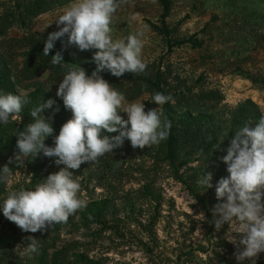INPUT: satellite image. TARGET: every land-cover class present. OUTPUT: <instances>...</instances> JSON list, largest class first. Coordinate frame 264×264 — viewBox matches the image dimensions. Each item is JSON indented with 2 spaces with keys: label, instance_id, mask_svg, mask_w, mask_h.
Masks as SVG:
<instances>
[{
  "label": "rangeland",
  "instance_id": "rangeland-1",
  "mask_svg": "<svg viewBox=\"0 0 264 264\" xmlns=\"http://www.w3.org/2000/svg\"><path fill=\"white\" fill-rule=\"evenodd\" d=\"M10 1L0 0V12L11 6ZM169 1V15L164 19L168 37L151 27H161L163 9L158 0H119L111 23L112 38L142 32V59L146 64L161 61L162 68L169 67L171 78L179 77L194 90L218 91L224 108L234 110L249 102L264 117V0ZM73 2L48 9L31 22L29 31L39 36L58 31L54 21ZM23 32L14 28L6 34L19 38ZM188 39L201 42V47L182 45L168 52V44ZM47 76L44 72L38 80ZM25 93L19 90V94ZM129 151L126 163H121L116 173L109 171L106 155L70 170L81 185L78 195L87 204L104 202L100 218L83 209L73 215L71 226L30 233L0 213V256L10 244L3 264H37L42 251L48 257L56 250H65L69 264H236L237 248L225 237L228 226L217 231L213 223L212 208L220 202L215 197V185L226 176L190 162L180 169L182 183L169 167L154 168L147 157H136L132 147ZM13 160L15 157L4 163L9 171L1 179L3 199L10 191L27 186L34 189L38 184L31 185L27 159L22 166ZM61 167L48 163L41 182ZM207 173L212 174L213 187L204 191L199 181ZM145 185L150 187V196L142 190ZM14 227L17 229L13 232ZM29 236L38 240L44 236V242L39 241L38 254L26 256L22 249ZM256 264H264V253L258 254Z\"/></svg>",
  "mask_w": 264,
  "mask_h": 264
},
{
  "label": "clouds",
  "instance_id": "clouds-1",
  "mask_svg": "<svg viewBox=\"0 0 264 264\" xmlns=\"http://www.w3.org/2000/svg\"><path fill=\"white\" fill-rule=\"evenodd\" d=\"M118 6V0H74L54 21L59 30L50 33L44 42L45 56L57 40L64 49L69 46L80 51L94 49L95 69L89 75L78 66L60 80L56 96L62 99L72 117L60 127L54 146L44 143L54 129L51 117L42 114L53 108V99L35 106L30 112L32 122L17 135L15 159L21 166L23 160L38 154L55 157L54 162L64 166L34 189L10 191L0 201V213L24 232H44L50 226L66 223L70 216L87 206L78 195L81 185L70 170H77L87 162H97L121 147L125 140L134 150L143 149L158 146L170 134L171 121H162V111L154 108L146 112L143 101L126 103L123 93L101 76L104 71L115 77L139 74L147 67L142 59V32L122 39L112 38L111 23ZM51 63L65 64L62 51L51 56ZM151 99L157 106L172 101L170 95L163 93H155ZM27 103L26 95L0 90V124H7L10 117L18 116ZM120 113H125L127 119ZM105 132H118V135L109 136ZM222 143L223 140L214 150L226 153L219 159L226 165L228 175L215 185V197L220 202L212 208L213 223L217 231L225 224L228 226L225 237L237 248L236 264H244L246 260L248 264H256L258 254L264 253V117L258 123H246L239 128L226 148H221ZM8 171L7 166L0 168V179ZM211 181V173L202 175L199 183L204 191L213 187ZM38 251V239L29 236L22 254L30 256Z\"/></svg>",
  "mask_w": 264,
  "mask_h": 264
},
{
  "label": "trees",
  "instance_id": "trees-1",
  "mask_svg": "<svg viewBox=\"0 0 264 264\" xmlns=\"http://www.w3.org/2000/svg\"><path fill=\"white\" fill-rule=\"evenodd\" d=\"M73 1L11 0V6L4 7L0 12V90L20 96L26 95L29 100V103L23 106L18 116L10 117L7 124H0V168L4 167L5 161L16 156L18 152L16 148L17 135L32 122L31 110L40 102L43 103L48 99L55 100V104L52 109H47L42 114L46 118L51 117L50 122L54 132L45 139L44 143L50 147L54 146V137L58 135L60 127L72 117L71 111L64 108L62 99L56 96L60 80L70 69L78 66L85 69L86 74L89 75L95 69V64L92 62L94 49L80 51L75 46L64 49L61 41L57 40L54 48L48 56H45L43 47L49 34L39 36L29 31V26L36 17L52 7L58 8ZM158 3L163 9L161 27L158 28L154 25L151 27L159 34L168 37L169 30L164 19L169 15L170 1L158 0ZM14 28L24 31L23 34L19 38L7 37L6 33ZM63 39L66 40V37ZM182 45H190L192 49H196L200 48L202 43L197 40L192 41V39L170 43L168 44V52L173 47ZM57 51H62L65 64L53 65L51 63V56ZM19 58L22 59L21 62L18 61ZM146 65V70L139 74L125 73L121 77H115L107 71L101 73V76L114 89L123 93L125 101L144 98L142 103L146 112L157 108L158 112L162 111L163 113L162 121H171L172 126L166 141H162L158 146L135 149V156L147 157L152 161L154 168L160 165L169 167L173 176L182 183L185 182L182 179L183 174H180V169L190 162L204 164L216 175L227 176L226 165L219 159L226 153L214 150V146L223 140L221 148H226L239 128L246 123H258L263 117L258 108L247 102L234 110H228L221 106L222 97L218 91L201 88L194 90V86H187L186 82L179 77L171 78L169 67L162 68L161 61L158 64ZM44 72L48 73L47 78L38 80ZM19 90L26 93L24 95L19 94ZM155 93L170 95L172 101L163 106H157L152 103L151 99ZM57 108L59 110L54 111ZM120 115L124 118V113H120ZM104 134L114 136L118 135V132H105ZM130 148V142L125 140L121 147L114 149L112 153L105 154V163L111 166L109 171L116 173L120 169L119 165L126 163V159L130 156ZM26 159L27 169L33 180L31 185H34L41 183V173L44 172L48 163L52 167L56 158L38 154L34 158L29 156ZM204 169L202 168V170ZM25 189H30V187L27 186ZM142 190L146 195L152 194L149 185H145ZM3 193V182L0 179V196ZM0 199L2 201L3 198ZM103 208L104 202H90L82 212L90 213L92 211L100 218ZM72 218L73 216H70L66 223L55 224L49 229L59 231L68 227L67 225L71 226ZM16 229V227L12 228L13 232ZM24 236L26 237L27 234ZM39 241L44 242V236H41ZM9 246L10 244L1 250L0 264H3L4 258L8 256ZM45 253V251L41 252L37 264H69L66 262L65 250H56L48 257ZM77 259L78 257L75 259L76 262ZM43 260L46 262H42Z\"/></svg>",
  "mask_w": 264,
  "mask_h": 264
}]
</instances>
